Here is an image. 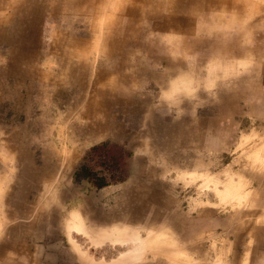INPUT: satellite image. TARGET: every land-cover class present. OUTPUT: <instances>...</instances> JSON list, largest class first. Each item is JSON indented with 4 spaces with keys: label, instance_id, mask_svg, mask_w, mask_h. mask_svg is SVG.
Returning <instances> with one entry per match:
<instances>
[{
    "label": "rangeland",
    "instance_id": "1",
    "mask_svg": "<svg viewBox=\"0 0 264 264\" xmlns=\"http://www.w3.org/2000/svg\"><path fill=\"white\" fill-rule=\"evenodd\" d=\"M152 1L191 32L147 31L143 0H42L35 23L5 20L0 0V264H264V0H195L193 15L179 0L178 17ZM102 2L135 10L143 37L104 28ZM195 36L198 51L163 52L169 64L141 48ZM49 111L70 164L34 149L53 140Z\"/></svg>",
    "mask_w": 264,
    "mask_h": 264
},
{
    "label": "crops",
    "instance_id": "2",
    "mask_svg": "<svg viewBox=\"0 0 264 264\" xmlns=\"http://www.w3.org/2000/svg\"><path fill=\"white\" fill-rule=\"evenodd\" d=\"M135 1L137 2V0H135ZM164 1L166 2V4L168 6H169L170 3L174 4L173 11L175 13V17L176 16L177 17L180 16L179 14H177L178 12H180L179 8L181 6V3H180L179 0H164ZM188 1L190 3L187 5L186 11H187V9L188 10L189 9L190 10L192 9L193 11H190V14L193 15L194 14L193 12L194 11H197L196 9L199 7V5H198L197 2H195V0H188ZM202 1H207L208 2L209 0H202ZM143 2H144V5L148 7V10L145 9V7H143V10H142V13H141V16L142 15L144 16V18H142V20L144 19L145 22H147V24L144 25L145 27L143 26L144 28L147 29V31H149V30H153V31L156 30L158 32L174 31V33H176V31H177V32H182L185 35L188 34L189 32H191V31L185 32L186 30L184 31L183 28L185 26V22L183 23L182 22L183 20H180V19L178 20V25H177V27H178L179 30L178 29L176 30L175 28L172 29L173 27H171V28L169 27L168 28V26H165V24H167L172 19V15H171V17H167V18H164L163 19L162 18L163 8L160 5L159 6L158 5H155L152 0H143ZM8 3H9V5L12 4L11 5L12 6L11 10L9 9L11 11V13L9 15H12V16H10V17L8 16L5 19L7 21H10V22L19 21V19H16L15 16H21V15L25 16V18H26V16H29L28 20H31L33 23H35L36 21H39V20L42 19V15H41L42 14L41 13L42 0H16V2H13L11 0H8ZM120 3L121 2H119L118 5H120ZM32 5L34 6V8L32 10H28V9L25 8V6H32ZM71 5H75V3L73 2V3H71ZM93 5H94L93 3L92 4H89L90 10H91V11L90 10L89 11L92 12V15H94L95 17H100V14H101L100 5H95V6H93ZM101 5L103 6L104 10H106L109 13L108 16H107V18H108L109 21L103 23V24H106L104 28H107L108 30H111L113 28L115 31L113 30L112 32H114V33L117 32L116 34H118V35H120L121 33L125 34L127 31H130V34H132V36L136 37L137 39L139 37H143L142 35L139 36V34H138V33H141V31L140 32L139 31H135V29H139L138 27H135L134 26V21L137 20V16H138V15H136L135 10H133L131 8H128V9H125V10H120L121 6L120 7L119 6L118 7L117 6H112L113 7L112 10H110V9L107 10L106 9L107 4L105 5L102 2ZM35 6H37V8ZM0 7H1V5H0ZM253 8L256 9V10H258L259 9V3H255V6H253ZM116 12H118L119 18H118V16H116ZM104 13L106 14V12H104ZM181 13H182V11H181ZM123 16H124V19H122ZM151 19H153V20H151ZM122 25H124V26L122 27ZM148 27H151V29H149ZM152 27H154V28H152ZM165 27H167L168 29L165 30L166 29ZM174 27H176V26H174ZM112 32H111V34H112ZM243 32L244 31H241V33H243ZM202 33L205 34V35H207V36H211V37H208L210 40H212V41L214 40V39H212L214 35H210L211 34V31L210 32L209 31L208 32L203 31ZM195 37H196V39H193L190 42V44L186 43L184 38H181V39L179 38V40H177L176 44L175 45H172L169 48H165L164 46H162L161 49H160V47H158V46H153V45L151 46V43H149V42H147L146 44H142L141 45V48L145 49L144 51L150 57L154 58L155 60H160V61L166 62L167 61V56L165 57V55L163 54V52H165V51H167L169 49H170L171 52L172 51L173 52H176L177 48L178 49L179 48H182V50L185 52L190 47V49H195L196 51H198L202 38L201 37H197V36H195ZM214 37H215V39H218L219 38V35H215ZM106 41L107 40L105 38H103V45L100 46V47H102V49H99V51H100L99 54L103 51L104 46L105 47L107 46L108 42L105 44ZM136 41H132V42H136ZM78 42L81 43V44L84 43V42H82L80 40ZM139 43L140 42L137 41L135 44H139ZM218 43H221V41L219 40ZM218 43H215L212 46L213 48L210 47L209 48V51H214L215 52V45L218 44ZM128 44H130V43H128ZM219 46L221 47V44ZM228 48L229 47L226 46V48L222 49V51H224V50H226ZM79 50H81V52L83 54H86V53L88 54V50L89 49L88 48H80V49H78V51ZM166 64H169V63L166 62ZM102 75H105V77L108 76V74L106 72L102 73V71H99V76L102 77ZM150 77H152L151 76V73H150ZM104 79L105 78H103L102 80H104ZM185 79L186 78H184L183 80H185ZM115 80L116 79H113V81H115ZM80 86H82V83H81ZM85 87H86V85H85ZM114 92H116V91H111L110 93L113 94ZM106 104H107V101H106ZM92 110L93 109H91V106L89 107V104H88L87 107H86V110H85V113L84 114L87 115V117L93 116V114H91L92 113ZM49 114H50V116L47 117V118L46 117H42V118H44V120H41L40 122H42V124H49V127L51 129L49 135H50V137L53 140L50 139V141H48L47 139H49V138H46L44 141H42L43 139H40L39 141H37L35 143L34 149H38V150L41 151V157L43 158L44 163H48L49 165L57 166L58 161L60 160V162H61V159L64 158V156L62 157L63 153L62 152L61 153L59 152L60 151V148L68 149V148H71V147L70 146H66V145L59 146V143L57 142V140H54L55 139V136L52 135L53 129L56 128V126L58 125L59 116H62V115H58V116L52 117V114H53L52 111L51 112L49 111ZM106 126H107L106 121L103 120L101 123L98 124L97 131L94 134L95 135L99 134L98 137H101V135L106 136V132H107ZM113 136H115V135L113 134ZM67 156L68 155H65V158L63 159V164L64 163L65 164H70L71 161L73 160V157H74L73 154L71 155V159L70 158H67ZM230 183L231 182L229 181L225 185V187L228 186ZM225 187L222 190H219L216 187L220 191V192H217V194H219L221 196V198H223L224 200L229 201V202L233 201L232 199H236V198H232V197L224 198L222 196L221 192L225 189ZM216 188H215V190H216ZM237 189H239V188H237ZM243 195H244V193L241 192L240 193V198H242ZM5 196H7V195H5ZM9 196L10 195L8 194V197ZM14 210H15L14 213H16L17 215H20L19 214V208L17 206L15 207ZM0 213H2V216H3V219H4L5 218L4 213L3 212H0ZM71 213H70V216H71ZM262 218H263V220H262ZM81 221H82V219H81ZM260 221H264V216H262V217L259 216L258 217V220L256 221V222H258V225L260 224L259 223ZM243 223L244 224L246 223L245 220H244ZM81 229H82V225H81L80 230ZM244 264H245V262H244Z\"/></svg>",
    "mask_w": 264,
    "mask_h": 264
},
{
    "label": "bare ground",
    "instance_id": "3",
    "mask_svg": "<svg viewBox=\"0 0 264 264\" xmlns=\"http://www.w3.org/2000/svg\"><path fill=\"white\" fill-rule=\"evenodd\" d=\"M177 3V2H176ZM153 9V8H152ZM143 10V9H142ZM91 11V10H90ZM118 11V10H117ZM145 12V11H144ZM181 12V11H180ZM127 22V21H126ZM119 23V22H118ZM128 23V22H127ZM124 25H122V27H123ZM128 26V25H127ZM126 26V27H127ZM145 27V26H144ZM115 31V30H114ZM125 31V30H124ZM140 32V31H139ZM117 33V32H116ZM113 34V33H112ZM132 35V34H131ZM139 36H140V34H139ZM237 37V36H236ZM103 41V40H102ZM200 41V40H199ZM194 42V41H193ZM152 46V45H151ZM105 47V46H104ZM213 48V47H212ZM161 49V48H160ZM178 49V48H177ZM145 50V49H144ZM176 50V49H175ZM227 50V49H226ZM150 51V50H149ZM173 52V51H172ZM157 53V52H156ZM155 53V54H156ZM163 56V55H162ZM166 57V56H165ZM167 62V61H166ZM131 96V95H130ZM69 222H70V224L68 225L67 224V226H68V230L70 231V230H72V229H75V230H77V231H79L80 230V228H81V225H82V221H81V216H80V214L78 213V212H76V211H73L72 213H71V216H70V220H69ZM199 224V223H198ZM70 234V233H69ZM160 239V238H159ZM158 238H155L154 240H153V242H151L150 240L148 241H146V243H145V245L147 246V245H149V248L151 249V247L152 248H157V250H163V248L161 247V246H163V244H161V243H165L164 242V240L162 239V241L161 240H159ZM71 240V239H70ZM167 242V241H166ZM135 247V246H134ZM175 252V251H174ZM176 253V252H175ZM172 256H173V254H172Z\"/></svg>",
    "mask_w": 264,
    "mask_h": 264
}]
</instances>
